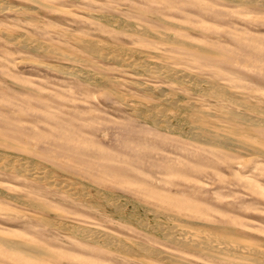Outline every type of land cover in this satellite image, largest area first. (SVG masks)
<instances>
[{"label": "rangeland", "instance_id": "374dc122", "mask_svg": "<svg viewBox=\"0 0 264 264\" xmlns=\"http://www.w3.org/2000/svg\"><path fill=\"white\" fill-rule=\"evenodd\" d=\"M6 1L0 264H264V2Z\"/></svg>", "mask_w": 264, "mask_h": 264}, {"label": "bare ground", "instance_id": "6f19581e", "mask_svg": "<svg viewBox=\"0 0 264 264\" xmlns=\"http://www.w3.org/2000/svg\"><path fill=\"white\" fill-rule=\"evenodd\" d=\"M8 1V0H7ZM6 1V2H7ZM38 1V0H37ZM79 1V0H78ZM227 1V0H226ZM245 1V0H244ZM251 1V0H250ZM257 1V0H256ZM233 2V1H232ZM246 2H248L247 0H246ZM255 1H252V3H254ZM258 2H260V1H258ZM261 2L263 3L264 1H262L261 0ZM241 3H243V2H241ZM240 3V4H241ZM251 3V2H250ZM262 3H261V5H262ZM246 4V3H245ZM256 4V3H255ZM264 4V3H263ZM236 6V5H235ZM263 6V5H262ZM51 8V7H50ZM60 9V8H59ZM36 10V9H35ZM70 10V9H69ZM72 10V9H71ZM129 10V9H128ZM63 11H65V10H63ZM130 11V10H129ZM60 12H62V11H60ZM132 12V11H131ZM93 15V14H92ZM91 17V16H90ZM154 17H156V16H154ZM153 17V18H154ZM92 18V17H91ZM94 19V18H93ZM34 21V20H33ZM122 22V21H121ZM166 22V21H165ZM169 23V22H168ZM167 23V24H168ZM120 24V23H119ZM118 24V25H119ZM175 26H176V24H175ZM174 26V27H175ZM180 27V26H179ZM177 28H178V26H177ZM184 28V27H183ZM180 29H181V27H180ZM186 29V28H185ZM188 30V29H187ZM147 31V30H146ZM193 31V30H192ZM67 34V33H66ZM69 34V33H68ZM67 34V35H68ZM74 34V33H73ZM77 34V33H76ZM76 34H75V36H76ZM70 35V34H69ZM69 35H68V37H69ZM141 35V34H140ZM74 36V35H73ZM82 36V35H81ZM177 36V35H176ZM88 37V36H87ZM163 37H165L164 35H163ZM38 38V37H37ZM73 38V37H72ZM72 38H70V39H72ZM151 38V37H150ZM175 38V37H174ZM83 39V38H82ZM104 40V39H103ZM107 40V39H106ZM167 40V39H166ZM165 40V41H166ZM71 42V41H70ZM75 42V41H74ZM82 42V41H81ZM96 42H99V41H96ZM168 43H169V41H167ZM73 43V42H72ZM100 43H102V42H100ZM111 43V42H110ZM170 44V43H169ZM173 44H175V43H173ZM184 44V43H183ZM82 45H83V47H85V48H87L89 51H91V52H96V53H98L99 52V50L97 49V47H99V45L98 44H95V45H97V47H95L94 46V44H88V43H82ZM101 45H103V44H101ZM110 45V44H109ZM114 45V44H113ZM177 45V44H176ZM53 46V45H52ZM106 46V45H105ZM168 46V45H167ZM51 47V46H50ZM58 47V46H57ZM199 47V46H198ZM198 47H197V49H198ZM200 47H202V46H200ZM204 47V46H203ZM185 48H188V47H186L185 46ZM56 49V48H55ZM54 49V50H55ZM68 49V48H67ZM189 49V48H188ZM204 49V48H203ZM208 49V48H207ZM41 50V49H40ZM101 50H104V49H101ZM100 50V51H101ZM117 50V49H116ZM136 50V49H135ZM105 51V50H104ZM115 52H117V51H115ZM165 52V51H164ZM199 52V51H198ZM95 53V54H96ZM101 53H103V52H101ZM203 53V52H202ZM207 53V52H206ZM100 54V53H99ZM119 54V53H118ZM144 55H146L145 53H143ZM219 54V53H218ZM60 55V54H59ZM156 55H157V53H156ZM159 55V54H158ZM224 55V54H223ZM67 56V55H66ZM102 56H105V55H102ZM110 56H111V54H110ZM109 56V57H110ZM169 56V55H168ZM70 57V56H69ZM73 57V56H72ZM83 57V56H82ZM96 57V56H95ZM77 58V57H76ZM76 58H74V60L76 59ZM98 58V57H97ZM106 57H104L103 59H105ZM126 58H127V56H126ZM126 58H125V60H126ZM157 58V57H156ZM66 59V58H65ZM79 59V58H78ZM102 59V58H101ZM114 59V58H113ZM115 59H116V57H115ZM120 59H121V57H120ZM73 60V59H72ZM80 60V59H79ZM122 60V59H121ZM124 60V61H125ZM163 60V59H162ZM76 61V60H75ZM102 61V60H101ZM115 61V60H114ZM133 61V60H132ZM137 61V60H136ZM174 61V60H173ZM82 63V62H81ZM87 63V62H86ZM169 63H171V61L169 62ZM115 64V63H114ZM59 65V64H58ZM87 65V64H86ZM90 65V64H89ZM92 65V64H91ZM150 65V64H149ZM41 66H43V65H41ZM96 66V65H95ZM134 66V65H133ZM39 67H40V65H39ZM138 67V66H137ZM161 67V66H160ZM45 68V67H44ZM47 68H49V67H47ZM61 68V67H60ZM69 68V67H68ZM122 68V67H121ZM172 68V67H171ZM56 69H58V68H56ZM81 69H82V67H81ZM102 69V68H101ZM151 69V68H150ZM153 69V68H152ZM154 69H155V66H154ZM158 69H161V68H158ZM61 71L62 70H64V69H60ZM68 70V69H67ZM66 70V71H67ZM72 70V69H71ZM71 70H69L70 72H69V74L72 72ZM76 70V69H75ZM79 70V69H78ZM156 70V69H155ZM155 70H153V71H155ZM171 70H174L175 71V68H173V69H171ZM53 71H55V69H53ZM65 71V72H66ZM74 71V70H73ZM80 71V70H79ZM109 71V70H108ZM148 71V70H147ZM206 71V70H205ZM157 72V71H156ZM166 72H168V71H166ZM178 72V71H177ZM62 73H64V72H62ZM61 73V74H62ZM138 73V72H137ZM183 73V72H182ZM68 74V73H67ZM80 74V73H79ZM85 74V73H84ZM83 74V75H84ZM89 74V73H88ZM88 74H87V76H88ZM139 74V73H138ZM137 74V75H138ZM173 74V73H172ZM63 75V74H62ZM155 75V74H154ZM171 75V74H170ZM184 75V74H183ZM183 75L182 74H176L175 76V78H177V76H182V78L184 79V77H183ZM77 76V75H76ZM81 76H82V74H81ZM86 76V75H85ZM94 76H95V74H94ZM188 77V76H187ZM193 77V76H192ZM197 77V76H196ZM77 78V77H76ZM84 78V77H83ZM82 78V79H83ZM121 78V77H120ZM156 78V77H155ZM174 78V77H173ZM191 78V77H190ZM195 78V77H194ZM79 79V78H78ZM188 79V78H187ZM205 79V78H204ZM113 80V79H112ZM189 80V79H188ZM201 80H203V79H201ZM90 81V80H89ZM118 81V80H117ZM131 81V80H130ZM139 81V80H138ZM194 81H196V80H194ZM193 81V82H194ZM8 82V81H7ZM113 82V81H112ZM119 82V81H118ZM186 82V81H185ZM191 82H192V80H191ZM9 83H10V81H9ZM144 83V82H143ZM214 83V82H213ZM123 84V83H122ZM194 85V84H193ZM196 85V84H195ZM215 85V84H214ZM133 86H135V85H133ZM141 86V85H140ZM178 86V85H177ZM200 86V85H199ZM218 86V85H217ZM142 87V86H141ZM145 87V86H144ZM216 87V86H215ZM104 88V87H103ZM136 88V87H135ZM152 88V87H151ZM200 88H202V87H200ZM219 88V87H218ZM221 88V90H222V87H220ZM220 88H219V90H220ZM226 87H224V89H225ZM228 88H230V87H228ZM28 89V88H27ZM105 89V88H104ZM139 89H142V88H139ZM213 89H214V86H213ZM28 90H30V89H28ZM123 90V89H122ZM153 90V89H152ZM162 90V89H161ZM220 90V91H221ZM34 91V90H33ZM128 91V90H127ZM156 91V90H155ZM155 91H154V93H155ZM158 91V90H157ZM191 91V90H190ZM220 91L219 92H216V94H221L220 93ZM226 91V90H225ZM235 91V90H234ZM211 92V91H210ZM213 92V91H212ZM214 92H215V90H214ZM112 93H114V92H112ZM143 93V92H142ZM160 93H161V91H160ZM162 93H163V90H162ZM166 93V92H165ZM196 93V92H195ZM237 93V92H236ZM205 94H207V93H205ZM215 94V95H216ZM235 94V93H234ZM116 95V94H115ZM125 95V94H124ZM148 95V94H147ZM165 95V94H164ZM195 95V94H194ZM199 95V94H198ZM209 95V94H208ZM210 95H212V93L210 94ZM209 95V96H210ZM222 95V94H221ZM104 96V95H103ZM117 96V95H116ZM126 96H128V95H126ZM150 96V95H149ZM156 96H158V95H156ZM162 97H163V95H161ZM160 96V97H161ZM217 96V95H216ZM118 97V96H117ZM159 97V96H158ZM165 97V96H164ZM186 97V96H185ZM184 97V98H185ZM204 97V96H203ZM212 97H213V95H212ZM222 96H220V98H221ZM223 97H225L224 95H223ZM241 97V96H240ZM119 98V97H118ZM140 98V97H139ZM187 98V97H186ZM209 98V97H208ZM226 98H228V96L227 97H225V99ZM128 99H129V97H128ZM170 99V98H169ZM192 99V98H191ZM196 99V98H195ZM224 99V98H223ZM229 100V99H228ZM239 100V99H238ZM160 101V100H159ZM165 101H167L166 99H165ZM175 101V100H174ZM178 101V100H177ZM226 101V100H225ZM250 101V100H249ZM121 102H122V99H121ZM137 102V101H136ZM176 102V101H175ZM123 103V102H122ZM147 103V102H146ZM167 103V102H166ZM170 103V102H169ZM185 103V102H184ZM190 103V102H189ZM195 103V102H194ZM128 103H126V105H127ZM138 104V103H137ZM149 104V103H148ZM154 104V103H153ZM165 104V103H164ZM172 104V103H171ZM235 104V103H234ZM237 104V103H236ZM243 104H245V103H243ZM250 104V103H249ZM248 104V105H249ZM252 104V103H251ZM125 105V104H124ZM169 105V104H168ZM172 105H175V104H172ZM188 105V104H187ZM253 105V104H252ZM128 107H129V104L127 105ZM144 106V105H143ZM193 106V105H192ZM239 106H242V103H241V105H239ZM244 106H246L245 108H247V104L246 105H244ZM254 106V105H253ZM132 107V106H131ZM152 107V106H151ZM199 107V106H198ZM212 107V106H211ZM255 107H256V109H257V106H254L253 107V109H255ZM130 108V107H129ZM133 109V108H132ZM150 109V108H149ZM156 109V108H155ZM193 109H195L194 107H193ZM259 109H261L260 107H259ZM156 110H158V109H156ZM160 110V109H159ZM163 110H164V108H163ZM166 110V109H165ZM164 110V111H165ZM196 110V109H195ZM215 110V109H214ZM247 110V109H246ZM136 111H137V109H136ZM150 111V110H149ZM155 111V110H154ZM164 111H159L160 113L162 112H164ZM197 111H198V109H197ZM218 111H219V109H218ZM134 112H135V110H134ZM192 112V111H191ZM198 112H200V110L198 111ZM197 112V113H198ZM137 113V112H136ZM141 113V112H140ZM151 113V112H150ZM162 113L160 114L161 115V117H162ZM168 113H169V111H168ZM232 113V112H231ZM237 113V112H236ZM139 114V113H138ZM165 114H167V113H165ZM201 114V113H200ZM207 114V113H206ZM225 114V113H224ZM232 114H234V113H232ZM240 114V113H239ZM211 115V114H210ZM213 115V114H212ZM235 116H236V114H234ZM238 115V114H237ZM134 116V115H133ZM144 116V115H143ZM145 116H146V113H145ZM152 116V115H151ZM157 116V115H156ZM215 116V115H214ZM256 116V115H255ZM211 117V116H210ZM237 117H239V116H237ZM145 118V117H144ZM189 118V117H188ZM196 118H200V117H196ZM195 118V119H196ZM217 118H218V116H217ZM190 119V118H189ZM202 119H203V117H202ZM221 119V118H220ZM237 119V118H236ZM166 120V119H165ZM164 120V121H165ZM197 120V119H196ZM200 120V119H199ZM224 120V119H223ZM252 120V119H251ZM251 120H249V121H251ZM163 121V120H162ZM167 121V120H166ZM165 121V122H166ZM212 121V120H211ZM253 121L255 122V119H253ZM258 121L259 122H264V121H260V119H258ZM193 122V121H192ZM204 122H205V120H204ZM156 123H158V120H157V122ZM168 123V122H167ZM202 123V122H201ZM258 124V123H257ZM171 125V124H170ZM210 125V124H209ZM213 125V124H212ZM162 127V126H161ZM174 127V126H173ZM208 127V126H207ZM210 127V126H209ZM176 128V127H175ZM215 128H216V125H215ZM224 128V127H223ZM159 129V128H158ZM229 129V128H228ZM227 130V129H226ZM221 131V130H220ZM230 132V131H229ZM211 133H213V132H211ZM224 133H226V132H224ZM194 134H196V133H194ZM201 134V133H200ZM231 134V133H230ZM234 135V134H233ZM220 136V135H219ZM226 136V135H225ZM230 136V135H229ZM198 137H200V136H198ZM235 137V136H234ZM190 138V137H189ZM201 139H203L202 137H200ZM198 139V138H197ZM193 140H195V139H193ZM218 140V139H217ZM197 141H199V140H197ZM213 141V140H212ZM210 143V142H209ZM17 145V144H16ZM19 146V145H18ZM28 147V146H27ZM240 147V146H239ZM234 148V147H233ZM236 148V147H235ZM228 149V148H227ZM5 151V150H4ZM236 151V150H235ZM233 152H234V150H233ZM2 154V153H1ZM4 156V155H3ZM2 156V157H3ZM247 156H249V155H247ZM252 157V156H251ZM6 158V157H5ZM11 158H13V157H11ZM21 158V157H20ZM8 159H10V157L8 158ZM6 160V161H11V160ZM18 159V158H17ZM0 160H1V158H0ZM14 160V159H13ZM2 163H5L4 161H5V159L3 160L2 159ZM20 161V160H19ZM19 161L18 162H15L16 164L17 163H19ZM22 161H23V159H22ZM13 162V161H12ZM23 162H25V161H23ZM31 162V161H30ZM9 163V162H8ZM7 163V164H8ZM11 163V162H10ZM9 163V164H10ZM14 163V164H15ZM21 163V162H20ZM22 164V163H21ZM26 164V163H25ZM31 164V163H30ZM6 165V164H5ZM19 164H17V166H18ZM12 166V165H11ZM11 166L9 167V168H11ZM16 166V165H15ZM20 167H21V165H19ZM26 167H27V165H25ZM24 166V163H23V167L25 168V169H27L26 167ZM1 167H3V165L1 166ZM6 167V166H5ZM13 167V166H12ZM22 167V168H23ZM29 167H31V166H29ZM15 168V167H14ZM24 168L23 169H21V171L22 170H24ZM36 168V167H35ZM45 168V167H44ZM16 169H18L17 167H16ZM32 169V168H31ZM34 169V168H33ZM43 169V168H42ZM28 170H30V169H28ZM36 170V169H35ZM44 170V169H43ZM9 171H11V170H9ZM13 171H16V170H14L13 169ZM32 171V170H31ZM38 171V170H37ZM25 173H24V175L26 174V171H24ZM30 172V171H29ZM33 172V171H32ZM43 172V171H42ZM44 172H45V170H44ZM41 173V172H40ZM49 173H51V172H49ZM33 175L35 174V173H32ZM30 175H31V172H30ZM33 175H32V177H33ZM37 175V174H36ZM44 176V175H43ZM43 176H41L43 179L44 178H46L45 176L43 177ZM48 176V175H47ZM30 177V176H29ZM50 177V176H49ZM57 177V176H56ZM41 178V179H42ZM36 179H38V178H36ZM47 179V178H46ZM58 183V182H57ZM63 184V183H62ZM67 184V183H66ZM71 186V185H70ZM84 188H85V186H83ZM89 189V188H88ZM98 192V191H97ZM8 193V192H7ZM74 193V192H73ZM9 196V195H8ZM13 196H15V195H13ZM2 197V196H1ZM10 197V196H9ZM6 198V197H5ZM101 198V197H100ZM120 203V202H119ZM118 207H120V206H118ZM117 207V208H118ZM4 208V207H3ZM6 209H8V208H6ZM12 209V208H11ZM125 211V210H124ZM25 214V213H24ZM23 214V215H24ZM140 214V213H139ZM138 214V215H139ZM31 215V214H30ZM33 215V214H32ZM38 215V214H37ZM34 216V215H33ZM37 217V216H36ZM39 218V217H38ZM178 221V220H177ZM174 223L172 224V226L171 227H167V228H162V231L163 230H166L164 233L166 234V236L168 237V238H170V239H172L171 241H175V243L177 242V243H179V244H181V245H189V246H197V247H204V248H207L208 250L209 249H211V250H213V248H215V250H218V251H221V252H230V253H233V252H235L236 250H239V248L237 247V245H235V244H233L232 242V244L230 243V242H227V241H215V240H213V239H208V238H206V236H204V235H202V236H199V237H195L194 236V233L191 231V229L189 228V227H187V226H184V225H182L181 223H179L180 221H178V223L176 222V221H173ZM169 224V223H168ZM146 225H147V223H146ZM159 226H161V225H159ZM164 226V225H163ZM80 228H82V227H80ZM155 229V228H154ZM94 230V229H93ZM89 231H90V229H89ZM95 231H96V229H95ZM93 232V231H92ZM91 232V234H89V233H86L87 235L86 236H88V234H89V236H91L93 239L94 238H97V237H99V236H102L103 235V233L102 234H100V233H95V232H93L92 233ZM83 234H85V233H83ZM165 234H163V235H165ZM111 235V234H110ZM107 236V235H106ZM112 237V236H111ZM102 238V237H101ZM109 238H110V236H109ZM117 238V237H116ZM166 238V237H165ZM167 238V239H168ZM111 239H114V238H111ZM1 240V239H0ZM2 243H10V241H8V240H3L2 239ZM8 241V242H7ZM116 242H117V240H115ZM213 241H215L214 243H213ZM13 242V241H12ZM115 242V243H116ZM119 242V241H118ZM111 243V242H110ZM121 243V242H120ZM172 243H174V242H172ZM7 245V244H6ZM11 245V244H10ZM113 245V244H112ZM116 245V244H115ZM118 245H119V243H117V245H116V247H118ZM122 246H123V244H122ZM126 246V245H125ZM241 246V245H240ZM15 247V246H14ZM17 247H19V246H17ZM132 247V246H131ZM244 247V246H243ZM242 247V248H243ZM121 248H123V247H121ZM130 248V247H129ZM133 248V247H132ZM131 248V249H132ZM130 249V250H131ZM245 249V248H244ZM124 250L126 251V248H124ZM128 250V249H127ZM130 250H128V251H130ZM204 250V249H203ZM214 250V251H215ZM246 250V249H245ZM132 251V250H131ZM197 251V250H196ZM240 251V250H239ZM248 252H250L251 254H253V255H258V254H260V255H262V256H264V251H260V250H256V249H248L247 250ZM199 252V251H198ZM201 252V251H200ZM210 252H212V251H210ZM216 253V252H215ZM245 253H247V252H245ZM206 254V253H205ZM217 254H219V253H217ZM220 254H222V253H220ZM223 255V254H222ZM257 260H259V259H257Z\"/></svg>", "mask_w": 264, "mask_h": 264}]
</instances>
